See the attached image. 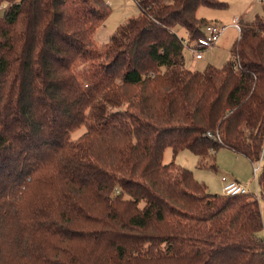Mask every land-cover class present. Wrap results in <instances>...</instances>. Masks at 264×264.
Listing matches in <instances>:
<instances>
[{"label": "trees", "instance_id": "1", "mask_svg": "<svg viewBox=\"0 0 264 264\" xmlns=\"http://www.w3.org/2000/svg\"><path fill=\"white\" fill-rule=\"evenodd\" d=\"M135 3L99 49L105 0H0V264H264L255 193L162 164L166 148L261 159L264 199V1L202 71L183 41L209 24L199 7L227 4Z\"/></svg>", "mask_w": 264, "mask_h": 264}, {"label": "rangeland", "instance_id": "2", "mask_svg": "<svg viewBox=\"0 0 264 264\" xmlns=\"http://www.w3.org/2000/svg\"><path fill=\"white\" fill-rule=\"evenodd\" d=\"M109 6L110 14L104 22L96 29L93 37L94 45L103 49L108 44L110 36L113 35L117 27L127 18L138 14V8L135 0H105ZM227 4L225 8H207L199 7L196 16L204 19L206 22L213 23L221 27H227L217 45L210 49L201 51V60H196L193 54L185 49L184 56L186 67L191 71H202L207 65L223 67L231 58L230 50L233 43L238 38V33L229 27L233 21L250 22L256 15L261 14V3L264 0H219ZM3 9H0V15ZM179 36L186 39V33L183 29L179 31ZM85 133V127L74 130L71 134L75 141ZM208 164L202 166L203 162ZM174 163L180 167L192 172L194 179L204 185L210 194H221V177L228 180H237L246 188L248 192L255 193L256 187L252 172V164L243 156L235 155L226 148H220L214 156L215 168L209 167V159L202 160L188 150L179 151L176 155L171 148H166L163 152L162 164ZM261 169L256 174V180H259ZM258 193L260 187L258 185ZM259 210L262 219L263 230L259 236L264 237V199L258 200Z\"/></svg>", "mask_w": 264, "mask_h": 264}, {"label": "built area", "instance_id": "3", "mask_svg": "<svg viewBox=\"0 0 264 264\" xmlns=\"http://www.w3.org/2000/svg\"><path fill=\"white\" fill-rule=\"evenodd\" d=\"M229 27L233 28L238 33V35L240 34V25L238 20L233 21V23ZM226 29L227 27H221L213 23H209L202 28L203 35L197 39L194 45H187V43L183 41V47L184 49L189 50L193 54L196 60H200L202 59L201 51L210 49L215 45H217ZM207 136L210 138L212 137L209 133L207 134ZM215 140L219 141V137L216 136ZM263 151H264V147H263ZM260 167H261V159L252 164V172L256 187V192H255L256 199H259L256 174ZM220 181L222 183V187H221L222 195L236 196V195H244L249 193L248 189L244 185L240 184L235 180H228V178L226 177H221ZM263 241H264V237H263Z\"/></svg>", "mask_w": 264, "mask_h": 264}, {"label": "crops", "instance_id": "4", "mask_svg": "<svg viewBox=\"0 0 264 264\" xmlns=\"http://www.w3.org/2000/svg\"><path fill=\"white\" fill-rule=\"evenodd\" d=\"M201 60V59H200ZM224 177V176H223ZM221 179V178H220ZM235 181H237V180H235ZM221 182V181H220ZM238 182V181H237ZM240 183V182H239ZM222 184V183H221ZM241 184V183H240ZM243 185V184H242ZM246 187V186H245Z\"/></svg>", "mask_w": 264, "mask_h": 264}]
</instances>
